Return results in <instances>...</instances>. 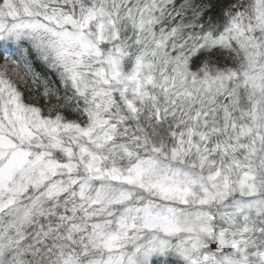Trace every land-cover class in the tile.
<instances>
[{
	"label": "snow or ice",
	"instance_id": "1",
	"mask_svg": "<svg viewBox=\"0 0 264 264\" xmlns=\"http://www.w3.org/2000/svg\"><path fill=\"white\" fill-rule=\"evenodd\" d=\"M0 264H264V0H0Z\"/></svg>",
	"mask_w": 264,
	"mask_h": 264
}]
</instances>
